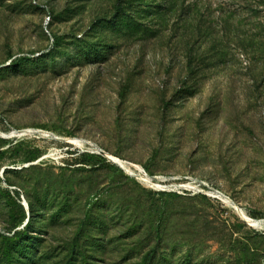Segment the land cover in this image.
<instances>
[{
  "label": "rangeland",
  "instance_id": "1",
  "mask_svg": "<svg viewBox=\"0 0 264 264\" xmlns=\"http://www.w3.org/2000/svg\"><path fill=\"white\" fill-rule=\"evenodd\" d=\"M118 2L0 0V264H264V0Z\"/></svg>",
  "mask_w": 264,
  "mask_h": 264
},
{
  "label": "trees",
  "instance_id": "2",
  "mask_svg": "<svg viewBox=\"0 0 264 264\" xmlns=\"http://www.w3.org/2000/svg\"><path fill=\"white\" fill-rule=\"evenodd\" d=\"M121 8H122V6H121L120 0H119L115 15H120L121 16V15L125 14V12L122 11ZM14 60H12L11 63L9 64V66H11L12 68H13V65L15 67L22 66V64H24L28 60V58L27 57H20V58L16 59L15 61ZM36 194H37V196L39 198V192H37ZM28 202H29L28 203V210H27L28 221H27L26 225L23 226L24 230H23L22 233L20 232V230H16L13 233V247L18 248V244H19V245L23 246L26 250H29V248H31V246L35 247V245H33V243L30 240L28 242L25 241L24 239H21V240L19 239L18 241H15L14 238H18L21 234L26 235L28 229H30V226H29L30 224L29 223L32 220V218H34V216H39L41 211L43 209L47 208V204H48L47 203L48 201L46 199H40V198L38 199L37 202L32 201V199H29ZM24 216L25 215L13 217V215H12V218L8 222L10 223V225L11 224L12 225H16L23 219ZM30 237L31 236H28V239H30ZM23 255H24L23 258H25L27 260H31L29 262H31L32 264H36L35 263L36 261L33 258H31L30 256L26 255L25 253ZM25 259H22V260H25Z\"/></svg>",
  "mask_w": 264,
  "mask_h": 264
},
{
  "label": "bare ground",
  "instance_id": "3",
  "mask_svg": "<svg viewBox=\"0 0 264 264\" xmlns=\"http://www.w3.org/2000/svg\"><path fill=\"white\" fill-rule=\"evenodd\" d=\"M29 129L28 128H26V129H22L21 131H19V132H22V131H28ZM40 132H47V131H45V130H42V131H40ZM48 133V132H47ZM77 139H71V141H76ZM115 160H117V161H120L122 164H124V162L121 160V159H119L118 157H116V156H114L113 157ZM219 196L221 197L220 199L223 201V202H225V203H227L228 205H230L231 207H233V208H235L242 216H243V218H245L251 225H259V224H261L262 222L260 221V220H258V219H255V218H250L249 216H247L245 213H244V211H243V209L241 208V207H239L230 197H228L227 195H224V194H222L221 192L219 193Z\"/></svg>",
  "mask_w": 264,
  "mask_h": 264
},
{
  "label": "built area",
  "instance_id": "4",
  "mask_svg": "<svg viewBox=\"0 0 264 264\" xmlns=\"http://www.w3.org/2000/svg\"><path fill=\"white\" fill-rule=\"evenodd\" d=\"M26 132H30V131H25V132H23V133H19V134H26ZM34 132L41 133L40 131H37V130H36V131H34ZM217 191H218V190H214V191H212V192L214 193V192H217Z\"/></svg>",
  "mask_w": 264,
  "mask_h": 264
},
{
  "label": "water",
  "instance_id": "5",
  "mask_svg": "<svg viewBox=\"0 0 264 264\" xmlns=\"http://www.w3.org/2000/svg\"><path fill=\"white\" fill-rule=\"evenodd\" d=\"M37 131H38V130H37ZM23 132H25V131H22V132H17V133H23ZM17 133H16V134H17ZM37 133H38V132H37Z\"/></svg>",
  "mask_w": 264,
  "mask_h": 264
}]
</instances>
